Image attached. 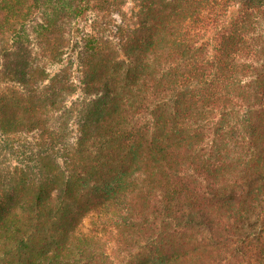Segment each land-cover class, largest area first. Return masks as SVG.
<instances>
[{
    "label": "trees",
    "instance_id": "obj_1",
    "mask_svg": "<svg viewBox=\"0 0 264 264\" xmlns=\"http://www.w3.org/2000/svg\"><path fill=\"white\" fill-rule=\"evenodd\" d=\"M135 1L0 0V264H264V0Z\"/></svg>",
    "mask_w": 264,
    "mask_h": 264
},
{
    "label": "rangeland",
    "instance_id": "obj_2",
    "mask_svg": "<svg viewBox=\"0 0 264 264\" xmlns=\"http://www.w3.org/2000/svg\"><path fill=\"white\" fill-rule=\"evenodd\" d=\"M123 10H124V13L126 15V16H124V18H125L127 24L133 25L134 22L137 20V12L139 10V6L137 5L136 1L135 0H127V4ZM90 16L95 17L96 12L93 11ZM115 19H116V21L114 23H116V22L119 23L122 20L120 16L119 17L116 16Z\"/></svg>",
    "mask_w": 264,
    "mask_h": 264
}]
</instances>
